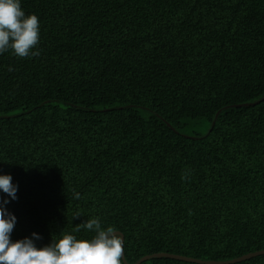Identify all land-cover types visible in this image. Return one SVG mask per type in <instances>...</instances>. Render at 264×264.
Returning a JSON list of instances; mask_svg holds the SVG:
<instances>
[{
  "label": "trees",
  "instance_id": "obj_1",
  "mask_svg": "<svg viewBox=\"0 0 264 264\" xmlns=\"http://www.w3.org/2000/svg\"><path fill=\"white\" fill-rule=\"evenodd\" d=\"M21 7L39 18L40 54L0 55L11 240L90 239L73 226L98 216L128 264L264 250V0Z\"/></svg>",
  "mask_w": 264,
  "mask_h": 264
},
{
  "label": "clouds",
  "instance_id": "obj_2",
  "mask_svg": "<svg viewBox=\"0 0 264 264\" xmlns=\"http://www.w3.org/2000/svg\"><path fill=\"white\" fill-rule=\"evenodd\" d=\"M40 23L35 14H26L21 0H0V55L10 52L18 58L40 54ZM12 69L9 68V71ZM18 186L10 174H0V264H122V235L113 227H102L98 216L73 226V233L81 229L94 233L90 239H78L64 233L48 244L37 246L42 237L33 232L31 238L11 240L16 217L5 207L17 199ZM79 199V194H75ZM80 217L76 213L73 218Z\"/></svg>",
  "mask_w": 264,
  "mask_h": 264
},
{
  "label": "water",
  "instance_id": "obj_3",
  "mask_svg": "<svg viewBox=\"0 0 264 264\" xmlns=\"http://www.w3.org/2000/svg\"><path fill=\"white\" fill-rule=\"evenodd\" d=\"M252 105H254V103ZM122 240L124 242V236L123 235H122ZM261 255H264V250L249 253V254H246V255H243L241 257H238V258H235L232 260H228V261H205V260H200V259H194V258L179 256V255H175V254L157 253V254L145 256V257L141 258L139 261H137L135 264H141L142 262L147 261L149 259H153V258H168V259H173V260H178V261H183V262H188V263H193V264H237V263H241L243 261L249 260L251 258L261 256ZM122 262H123V264H128L125 260L124 251H123V255H122Z\"/></svg>",
  "mask_w": 264,
  "mask_h": 264
}]
</instances>
